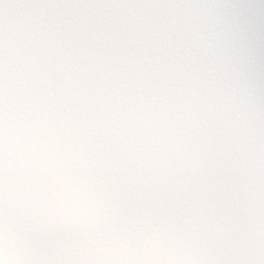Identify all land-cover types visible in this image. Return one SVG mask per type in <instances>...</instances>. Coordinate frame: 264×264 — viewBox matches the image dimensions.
<instances>
[{
  "label": "clouds",
  "instance_id": "clouds-1",
  "mask_svg": "<svg viewBox=\"0 0 264 264\" xmlns=\"http://www.w3.org/2000/svg\"><path fill=\"white\" fill-rule=\"evenodd\" d=\"M0 264H264V0H0Z\"/></svg>",
  "mask_w": 264,
  "mask_h": 264
}]
</instances>
